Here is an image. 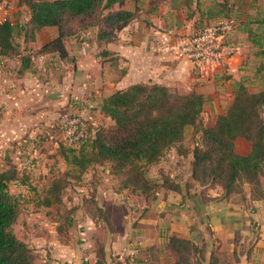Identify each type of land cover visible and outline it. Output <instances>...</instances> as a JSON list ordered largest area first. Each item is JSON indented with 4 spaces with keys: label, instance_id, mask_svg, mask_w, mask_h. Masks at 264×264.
I'll return each instance as SVG.
<instances>
[{
    "label": "crops",
    "instance_id": "1",
    "mask_svg": "<svg viewBox=\"0 0 264 264\" xmlns=\"http://www.w3.org/2000/svg\"><path fill=\"white\" fill-rule=\"evenodd\" d=\"M236 1L233 10L227 8L233 5L231 0L117 3L113 10L133 16L114 27L113 42L99 47L96 29L77 31L64 39L63 56L40 52L59 36L58 28L38 29L33 40L26 39L23 32L29 11L23 6L13 9L9 16L16 26L13 51L0 54V171L12 168L27 179L34 172L46 175L64 145L59 120L69 104H73L74 113L90 116L95 127H107L102 120L108 125L113 122L101 113L102 100L136 84L161 85L180 95H201L205 101L201 120L204 116L208 125L213 124L230 106L236 82L248 86L259 82L257 66H251L250 48L257 50L255 61H264L261 51L236 29L239 22L264 14V0ZM230 15L238 20L227 42L238 51L222 64L196 67L178 60L156 36L161 30L174 28L181 39ZM101 50L108 55L102 57ZM250 150L249 142L236 139L238 155L246 156ZM170 153L182 158L174 149ZM191 183V187H182L181 193L158 188L148 198L129 193L120 184H88L84 198L93 209L81 233L87 240L76 242L69 234L68 243L58 239L54 243L41 231L42 236L30 244L24 242L39 264H174L177 252L191 264H264V199L251 200L248 185L242 193L224 196L218 185ZM120 195L127 196V201ZM127 213L135 216L129 231ZM170 238L191 245L187 250L173 251L167 244ZM194 246L201 250L199 261Z\"/></svg>",
    "mask_w": 264,
    "mask_h": 264
},
{
    "label": "trees",
    "instance_id": "2",
    "mask_svg": "<svg viewBox=\"0 0 264 264\" xmlns=\"http://www.w3.org/2000/svg\"><path fill=\"white\" fill-rule=\"evenodd\" d=\"M131 0H17L16 7H26L29 20L24 36L33 40L36 30L56 27L59 36L44 45L40 52L65 54L64 39L77 31L96 29L99 47L114 41V27L132 18L133 13L115 11L117 3ZM230 20V18H229ZM238 31L246 34L253 47L264 55V14L239 22ZM16 26L10 21L0 24V54L13 51L12 39ZM106 57L108 52L101 50ZM262 89L252 93L243 81L234 84L233 100L223 115L207 127L201 125L204 98L195 93L180 95L155 84H136L104 98L100 111L113 125L95 127L89 124L88 135L75 146L62 145L58 155L80 178L95 166L108 164L111 174L121 177V189L129 193L152 197L158 188L181 193L182 186L163 177L152 182L146 177L149 167L161 162L174 149L180 157L188 152L183 146L187 129L195 128L199 143L192 149L190 178L200 186L222 187L224 196L242 193L248 185L251 200L264 199V61L256 68ZM201 125V126H200ZM241 138L251 144L246 156L235 152V141ZM50 170L46 184H52L39 205L49 208L62 202L63 186ZM15 169L0 171V264H39L29 246L12 230L19 216V200L10 193L11 183L24 184ZM56 181V182H54ZM59 184V185H58ZM56 186L55 189L52 187ZM93 196H91L92 198ZM60 241L68 243V233L58 229ZM173 250H187L189 241L170 238ZM201 259V250L194 246ZM174 264H191L177 252ZM214 262V261H213Z\"/></svg>",
    "mask_w": 264,
    "mask_h": 264
},
{
    "label": "rangeland",
    "instance_id": "3",
    "mask_svg": "<svg viewBox=\"0 0 264 264\" xmlns=\"http://www.w3.org/2000/svg\"><path fill=\"white\" fill-rule=\"evenodd\" d=\"M231 1L232 2L229 3L233 5L227 8L233 10L234 6L237 4V1ZM248 3L249 2H246L245 5ZM257 6L259 7V4L255 5V7ZM260 8L262 10V7ZM228 17L235 21L237 19V17L234 15H230ZM235 31L236 30H234L231 34H233ZM249 55L251 56L250 61L252 67H256L261 63L260 61H255V58L258 57L256 49L250 48ZM260 87L261 86L259 82L258 84H250L249 91L255 93L261 89ZM261 117L264 119V108L261 109ZM85 118L90 119L89 121L93 122L90 116H85ZM101 122L102 125H107L108 128L111 126L108 125V123H106L104 120ZM201 125L202 127L209 126L207 122L204 121V116H202ZM198 135L199 134L195 128L187 129L183 146L188 152V155L189 151H191L192 148H194V146L199 143L197 139ZM175 155V153H167L161 162L146 169V177L152 182H158L163 177L170 178L174 182H183L184 184L180 183L182 187H185L186 185L191 187V165L189 156L187 155L186 157L178 158ZM51 170L54 171L53 173L55 178L57 176L67 174L64 178L60 177V180H58L60 186H63L62 202L59 205H53L49 208H45L42 205H39V203L35 204V201L40 200L42 197H44V195H46L47 191L51 189L52 184H46L47 182L45 178L47 175L34 172L32 173L31 177L28 176V179L25 180L24 184L21 182L10 184L9 191L19 200L20 204V216L13 225L12 230L22 241H26L28 244H30L33 239L42 236V234H40L41 231L44 233L43 237H45L47 240L51 238L54 243H56L58 240L60 241L58 234L59 228L63 229V231L65 230L66 234H70L71 239H75L76 242H83V238L87 240V236H84L83 234L81 235L85 229L83 224L85 223L86 216L90 215L89 213L93 209L91 204L86 205V199L84 198V195H86L89 188L88 184H121V177L119 178L112 175L109 165L103 164L101 168L97 170L94 169L95 171L90 170L80 178H76L74 176L76 175L75 170L71 166H68L61 157L55 160L54 168ZM23 178H25V175H21L20 179ZM55 188L56 186L52 187V189ZM121 196L122 195H120V197ZM123 197L125 196H122V198ZM126 197L123 199L124 201H127L128 197ZM106 199L107 202L110 201L108 196ZM35 214L38 216L32 219L30 216ZM134 219L135 216H128L127 213V231L131 229ZM55 231L58 236L55 234ZM90 236L91 235H89V237ZM83 246L84 245H82V247ZM86 262L88 263L87 260Z\"/></svg>",
    "mask_w": 264,
    "mask_h": 264
},
{
    "label": "built area",
    "instance_id": "4",
    "mask_svg": "<svg viewBox=\"0 0 264 264\" xmlns=\"http://www.w3.org/2000/svg\"><path fill=\"white\" fill-rule=\"evenodd\" d=\"M17 6V0H0V24L9 21L10 12ZM236 28L232 19L220 20L186 37L179 39L174 28L157 33L159 44L168 48L178 60L196 67L222 64L231 59L238 49L227 42V36ZM73 104L60 116L59 132L64 145L80 144L88 135L90 119L74 113Z\"/></svg>",
    "mask_w": 264,
    "mask_h": 264
}]
</instances>
